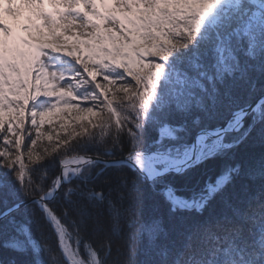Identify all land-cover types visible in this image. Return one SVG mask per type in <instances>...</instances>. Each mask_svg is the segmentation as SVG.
Returning <instances> with one entry per match:
<instances>
[{"label": "snow or ice", "instance_id": "1", "mask_svg": "<svg viewBox=\"0 0 264 264\" xmlns=\"http://www.w3.org/2000/svg\"><path fill=\"white\" fill-rule=\"evenodd\" d=\"M61 3L0 40L9 264H264V0Z\"/></svg>", "mask_w": 264, "mask_h": 264}, {"label": "rangeland", "instance_id": "2", "mask_svg": "<svg viewBox=\"0 0 264 264\" xmlns=\"http://www.w3.org/2000/svg\"><path fill=\"white\" fill-rule=\"evenodd\" d=\"M47 2H48V7L51 8L55 14L57 12H64L69 10L65 8L64 4L61 3V0H43L41 8H38L37 6L34 7L36 4L28 6L23 4H17L15 2V4L12 5L14 9L13 21L15 26L12 27L8 26L12 30V35L4 36L2 33H0V40L5 41L8 47H15L22 50V48H24L25 46L20 41L17 40L20 39L18 36V30L25 32L24 30L25 28L29 29V31H27L26 33V38H30L31 36L36 35L37 29L47 34L48 29L43 28L44 21L39 19L37 16L38 12L46 11ZM1 3L2 2H0V8L2 9L4 8L3 4L5 3H2V6ZM17 6H20V8H18ZM32 7L34 8L31 10ZM112 7H113L112 0H104L103 4L100 3V0H97V8L102 9L103 13H105L108 9H111ZM77 8H79L80 11H84L83 5H77ZM18 24L23 26H18ZM59 27H60L59 20L57 19V26L54 30H56L58 34L62 35V33H59ZM63 39L68 41L69 43L72 42L71 36H64Z\"/></svg>", "mask_w": 264, "mask_h": 264}, {"label": "trees", "instance_id": "3", "mask_svg": "<svg viewBox=\"0 0 264 264\" xmlns=\"http://www.w3.org/2000/svg\"><path fill=\"white\" fill-rule=\"evenodd\" d=\"M255 151L257 153H259L261 151L260 147L259 146H256L255 148ZM105 176H101V179H104ZM98 184V186L100 187H105L103 185H99V181L96 182ZM180 183H183V181H180ZM135 208L136 210L139 212L140 211V207H139V203L137 202L136 205H135ZM144 211V214L145 215H148L151 213L152 209H151V206H150V202L149 201H145V207L143 209ZM159 214L163 217L164 219V224H165V227L167 228L169 226L168 224V218H167V215H166V210L163 206H160V209H159ZM33 234L34 235H37V233L35 232V229H33ZM114 240H117L118 238L116 237H113ZM15 254L3 249V248H0V262L1 264H9L10 260L13 258ZM17 259H22L21 257H16ZM138 259H143L144 257L142 255L138 256L137 257Z\"/></svg>", "mask_w": 264, "mask_h": 264}, {"label": "bare ground", "instance_id": "4", "mask_svg": "<svg viewBox=\"0 0 264 264\" xmlns=\"http://www.w3.org/2000/svg\"><path fill=\"white\" fill-rule=\"evenodd\" d=\"M0 2H4L5 5L8 6L7 0H0ZM16 2H20V0H16ZM1 6H2V3H1ZM36 6L38 8H41L40 4H36L34 7H36ZM34 7H32L31 10ZM5 9H7V8H2V9L0 8V20H3L9 26H14L13 13H9V12L5 11ZM18 26H23V25L18 24ZM26 33H27V31H26ZM0 264H1V262H0Z\"/></svg>", "mask_w": 264, "mask_h": 264}]
</instances>
